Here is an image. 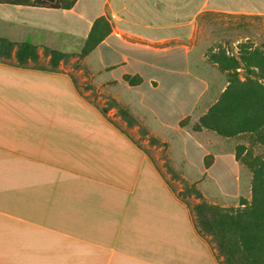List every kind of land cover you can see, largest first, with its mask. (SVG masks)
<instances>
[{
  "label": "crops",
  "instance_id": "obj_1",
  "mask_svg": "<svg viewBox=\"0 0 264 264\" xmlns=\"http://www.w3.org/2000/svg\"><path fill=\"white\" fill-rule=\"evenodd\" d=\"M0 8L8 27L82 42L94 21L108 16L112 32L87 56H95L88 64L92 84L108 94L104 106L115 101L137 120L129 127H145L121 90L138 93L157 118L144 94L167 90L182 112L164 126L190 137L189 124L180 122L226 88L219 91L221 82L205 78L207 50L192 59L200 23L212 15H264V0H77L69 10ZM176 50L183 52L182 77L174 76L170 54ZM58 68L0 61V264H221L157 160L108 118L119 114L117 107L103 113ZM125 75L143 82L130 86ZM205 132L211 131L192 133ZM156 139L167 147L168 140ZM195 143L203 162L208 150Z\"/></svg>",
  "mask_w": 264,
  "mask_h": 264
},
{
  "label": "rangeland",
  "instance_id": "obj_2",
  "mask_svg": "<svg viewBox=\"0 0 264 264\" xmlns=\"http://www.w3.org/2000/svg\"><path fill=\"white\" fill-rule=\"evenodd\" d=\"M2 11L3 9L0 8V13ZM10 12L13 16L21 15L14 14V11ZM10 27L0 20V35L16 43L29 41L35 44L41 56L40 61L37 63L38 66L49 67V57L44 56V49L46 47L68 53L70 55L69 58L60 64L58 70L73 77L76 83H78L80 92L88 100L101 108H108V113L112 111V107L104 106V100L108 94L101 89H97L92 84L95 74L90 71L88 64L91 63L93 65L95 56L91 55L90 60H87V56L82 58L79 55L84 42L75 38L60 37L44 31L31 33L30 30L24 31L20 28L15 29V27ZM242 44H252L254 47L264 48V15L237 17L212 15L203 19L200 23V29L193 44L192 59H195L194 56L198 55V53L202 57V52L205 53L207 50V71H205V78L211 82L214 81L216 84L221 82V89L219 91L223 87H227L228 74L223 72L218 65L211 62L209 56L214 52L217 53L220 50H225L229 56L237 57L239 47ZM170 58H173L175 62L174 76L182 77L179 75V71H182L184 65L183 52L176 50L170 54ZM191 72L192 76L197 75L194 67L191 68ZM184 77L185 79L189 78L187 75ZM144 95L147 102L154 106L156 112L160 114V118H157L143 107L138 93L124 92V90H121L120 93L125 103L131 105L130 109L136 113L141 123L149 131L142 125L139 127H129L127 121L119 114H110L108 118L123 129L152 159L157 160L167 182L174 189L176 195L189 205L194 218L195 212L193 211V206L200 199L196 198L194 194L185 192L186 188L192 184L201 191L203 199L222 208H237L243 200L249 201L251 199L252 172L244 164L243 160L235 163L232 155L236 153L238 146L243 145V159L247 157V152L252 157L264 158V145L258 142L251 134L224 138L214 132H205V134L199 136L192 133L196 119L201 114H206L220 96H217L215 99L202 100L199 110L190 117L189 125L185 129L190 133V137H193L192 139L187 137L188 135L185 133H183V136L178 135L174 133L172 127L164 126L166 123L173 126L174 119L182 112L178 107L175 108V103L178 102H174L171 100V97H168L167 90H164V92L152 90ZM193 101V97L186 100L185 109ZM145 130H147V133ZM156 135L163 140H168L167 147L160 139L158 143L152 141L154 137L158 138ZM195 142L202 144V152L208 150L207 155L203 158V162L200 158V147ZM185 151H187L191 158L189 162L186 160ZM208 155L213 157V161L210 168L206 169L204 168V160ZM167 166L173 169V173L168 171ZM204 237L209 241L217 255L216 246L211 240V236L206 235ZM218 259L222 261L223 258L219 257Z\"/></svg>",
  "mask_w": 264,
  "mask_h": 264
},
{
  "label": "trees",
  "instance_id": "obj_3",
  "mask_svg": "<svg viewBox=\"0 0 264 264\" xmlns=\"http://www.w3.org/2000/svg\"><path fill=\"white\" fill-rule=\"evenodd\" d=\"M77 0H0V5H17L37 8L72 9ZM112 32L108 16L97 18L80 52V57L88 56ZM44 56L49 57V67L38 66V47L24 41L16 43L0 35V61L19 68H31L49 72L57 71L69 54L46 47ZM209 59L228 74V85L219 99L201 116L193 126L194 132L211 131L224 138L242 134L253 135L264 145V48L252 44H242L238 56H229L225 50L210 54ZM123 79L130 86L143 82L139 75H125ZM108 107H117L119 115L133 126L138 122L125 107L115 101H107ZM106 113L108 108L101 109ZM190 117L180 122L181 127L189 124ZM158 143L156 138L152 140ZM244 146H238L236 161L244 164L252 172L251 199L243 200L237 208H222L203 199L194 184L185 192L200 199L193 206V218L197 233L211 236L215 243L217 257L221 264H264V158L242 155ZM213 157L206 156L204 166L212 165ZM168 171L173 173L170 166ZM189 206V205H188Z\"/></svg>",
  "mask_w": 264,
  "mask_h": 264
}]
</instances>
